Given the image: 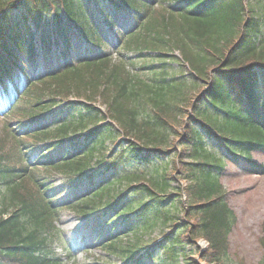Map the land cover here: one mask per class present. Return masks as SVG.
Listing matches in <instances>:
<instances>
[{"label":"trees","instance_id":"16d2710c","mask_svg":"<svg viewBox=\"0 0 264 264\" xmlns=\"http://www.w3.org/2000/svg\"><path fill=\"white\" fill-rule=\"evenodd\" d=\"M87 2L97 4L103 25H119L120 15L123 28L104 37ZM157 5L166 7L163 25L173 34L155 40L154 25L142 26ZM150 49L159 60L167 49L179 51L177 65L186 64L193 85L203 83L186 104L180 131L171 121L181 115L176 98L182 99L184 80L162 70L148 82L134 71ZM40 60H56L60 71L28 70ZM88 70L93 80L84 81ZM79 84L86 86L77 91L82 100L62 105L53 96ZM44 86L46 96L38 89ZM12 111L18 115L0 125V192L20 195L16 188L27 179L40 211L26 196L8 214L0 210V264H59L44 231L59 210L51 199L57 188L40 175L46 168L64 172L73 188L88 183L65 207L92 221L95 232L115 220L134 239L122 246L115 235L101 245L123 264L164 258L178 264V257L180 264H233L229 235L236 215L218 177L228 161L264 173V164L251 158L264 155V0H0V117ZM63 126L65 136L47 137ZM171 136L179 154L168 146ZM121 172L129 182L101 209ZM158 223L170 230L156 244H142L139 235ZM259 232L257 264H264V222ZM199 239L206 248L195 245ZM189 243L194 249L187 250Z\"/></svg>","mask_w":264,"mask_h":264},{"label":"rangeland","instance_id":"374dc122","mask_svg":"<svg viewBox=\"0 0 264 264\" xmlns=\"http://www.w3.org/2000/svg\"><path fill=\"white\" fill-rule=\"evenodd\" d=\"M85 4L87 6V10L90 12L89 15L94 16L95 22L97 23L98 27L102 29V34L104 37H109L111 34L120 30L119 26H121V29L123 28L119 19L120 15H116L117 17H115V19L118 20L119 25H115L113 28H109L106 25H103V16L100 15L97 4H95V2H87ZM111 14L114 15L113 13ZM167 14L168 12L164 5L154 6V8L151 10V14L147 16L145 24L142 26L144 29L147 25H154L157 31L153 35V38L155 40H157L161 36L165 35L166 37L169 34H173L169 26L165 27V25H163V18L165 19ZM175 21L178 22V25L182 24V22H180V18H176ZM73 32L75 31L73 30ZM188 46L193 53L197 52L194 43L190 42L188 43ZM225 47L226 46L223 45L221 49H225ZM81 50L82 49H80V52L84 51L85 49L82 51ZM106 52L113 55V50L111 49L107 50ZM119 52H117V54H119ZM127 54L131 55L130 53ZM141 56L142 57L136 60V65L138 68H135L134 71H136L137 76L139 75L144 80L149 82L152 77H155V74H158V72L160 73V71L162 70L165 71V76L173 77L177 80H184L185 83L181 91L182 95L180 96L182 97V99H179L178 97L176 98L177 105L182 108L180 113L181 115H178L176 119H172L171 121V126L173 128L172 130L175 129L176 131H180V125L183 121V118L181 116L185 113V111H187L186 104L188 100L193 97V94H195L199 89L202 88L203 83L198 81L197 86L191 83V79L188 75H186L185 72V69H188L186 64L184 67L185 69L177 65V61L179 63L182 62L179 61L181 54L177 50H165L164 55L160 57L161 60L156 57L155 52L151 51V49L148 52L143 53ZM70 59L73 63L76 58L72 55ZM117 60L118 57L113 56L110 63H116ZM162 60L164 63H162ZM142 64H145L147 68L142 69L138 66ZM59 68L60 67L59 65H57L56 60H52L51 62H43L41 60L34 67L31 65L28 70L31 71L33 69H37L39 71H42V69H49L50 71H58ZM92 73L93 72H91L90 70L83 72L82 79H84V81L93 80L94 76ZM80 85L81 84H79V86ZM67 86V83L64 82L61 83L58 87H60V89L62 90ZM80 87L82 88H76L75 90H72V88H70L68 92L63 95L54 93L53 96H56V101L59 104H72L75 101L84 99L82 96L78 95L77 91L80 89H86V86ZM38 89L44 92L46 96V94L48 93L46 91L49 88L44 86L43 88L39 87ZM94 104L96 105V107L99 106L101 108V105H99L100 101L97 100L94 102ZM65 111L63 112L64 115L61 116L66 115ZM17 115L18 114H16L14 111H12V113L8 114L4 118L1 115L0 125L1 123L8 121L9 119H12V117H15ZM65 130V126L60 128L59 131H57V127H54V129L51 130L53 134H47V137L53 139L56 138L55 136L57 134L58 136H65ZM55 131L57 132V134H54ZM118 138L121 139L122 136L120 135ZM169 140V148H175V152H178V150H176L177 143L175 142V140H173L172 136ZM105 146L107 151H109L113 147L111 143L107 142ZM171 154H174V152L172 151ZM95 157L97 156L95 155ZM251 158L256 163L262 162L264 164V155L262 154L259 155L253 153L251 155ZM93 161V159L89 160L90 166H95L93 164ZM184 161H189V159L185 158ZM223 170L224 172L218 177L219 183L221 185V191L222 193H224L226 202H228L229 206L232 207L236 215V223L233 225L229 235V260L233 264H257L262 259V253L259 244L257 243V237L260 235V226L264 222V173H248L244 163L236 165L230 161L225 162ZM123 173L124 172H121V174L119 175L120 182L118 180V182H114L113 184H111L109 195H106V197L104 198V204L101 206V209L103 206H106L105 201H109V203H111L114 196L119 192H122V190H124L125 186L129 182L125 179ZM40 175L44 176L46 180L49 181L51 187L57 188L55 194L51 196V199L54 200V207L59 210L52 215V218L49 219L51 221L50 226L45 228L44 231H46L47 234L50 235L52 241V251L58 259L59 264H123L121 256H119L115 252L112 253V251L106 250L105 245L101 246L103 245V242L107 240V238H112L115 235L120 236L119 238L122 246H125L126 244H132L134 242V239L129 234H121L122 228L119 227V224L115 222V220L112 219L113 221L110 225L102 223V227L100 225L101 231L99 234L98 232L94 231L92 227V221L84 219L74 209L65 207L70 203L75 202L76 199H80V196H83V193L80 192L88 187V183L84 181L82 183H79L76 188H73L69 186L70 184L66 183L67 177L64 172L59 170L54 171L48 168H46V170H40ZM134 181L138 180H133V182ZM186 181L187 180L184 179L180 180V182H182L184 186L186 185ZM20 184L21 185L16 188V191H18L20 195L14 196V193L6 189H4L3 193L0 192V210L6 211L4 215L8 214L11 210L15 209L18 206V203L20 202L19 196H26V200L30 203L32 209L37 212V204L31 203V201L33 200L31 199L33 198L31 197V195L34 194V189L31 186L30 181L25 179ZM184 196V199H187V195L185 194ZM114 214L115 213L109 215L110 217H107V221L113 218ZM181 216H183V214H181ZM44 225L47 226L49 224L45 223ZM169 230V223H166L165 225L158 223L153 230L140 234L139 238L141 239L142 244H156L163 238L162 235L167 233ZM193 245L192 243L186 245L187 250L194 249ZM195 245L201 249L207 247L206 242L203 239L197 240L195 242ZM160 257H163L161 253ZM194 258L195 260H197L196 257ZM175 260L178 264L181 263L180 257L176 258ZM170 261L171 260H166L164 258L160 260L157 259L156 262L151 261L149 262V264H158V262H161V264H171Z\"/></svg>","mask_w":264,"mask_h":264}]
</instances>
